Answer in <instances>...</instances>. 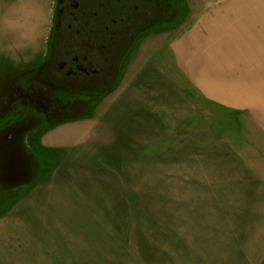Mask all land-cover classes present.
<instances>
[{"label": "rangeland", "instance_id": "obj_1", "mask_svg": "<svg viewBox=\"0 0 264 264\" xmlns=\"http://www.w3.org/2000/svg\"><path fill=\"white\" fill-rule=\"evenodd\" d=\"M167 1L173 21L136 39L98 96L41 88L42 51L12 74L0 58V264L264 257V114L200 94L172 52L197 0ZM55 16V0H0V20L26 23L31 42ZM77 118L93 124L77 146L38 145L64 143L50 128Z\"/></svg>", "mask_w": 264, "mask_h": 264}, {"label": "crops", "instance_id": "obj_2", "mask_svg": "<svg viewBox=\"0 0 264 264\" xmlns=\"http://www.w3.org/2000/svg\"><path fill=\"white\" fill-rule=\"evenodd\" d=\"M194 5L198 15L184 23L187 26L172 44L177 64L206 100L234 112L254 109L263 115L264 0H197L191 6ZM0 26V58L11 74L39 60L37 56L44 53L50 31L46 34L42 29L41 35L38 33L31 42L26 23L11 25L2 18ZM29 52L33 57H29ZM88 120L57 123L50 131H61L66 141L50 143L41 141V136L38 145L75 147L93 125ZM45 153L46 157L50 155L47 158L53 157L52 152ZM254 264H264V257Z\"/></svg>", "mask_w": 264, "mask_h": 264}, {"label": "flooded vegetation", "instance_id": "obj_3", "mask_svg": "<svg viewBox=\"0 0 264 264\" xmlns=\"http://www.w3.org/2000/svg\"><path fill=\"white\" fill-rule=\"evenodd\" d=\"M169 3L167 0H55L56 16L49 43L32 77L48 92L60 89L73 93L77 99L82 92H87L86 96H98L116 81L135 40L173 21L176 12L172 7L168 9ZM13 93L15 98L21 97L17 91ZM44 112L46 120L49 119L51 113Z\"/></svg>", "mask_w": 264, "mask_h": 264}, {"label": "trees", "instance_id": "obj_4", "mask_svg": "<svg viewBox=\"0 0 264 264\" xmlns=\"http://www.w3.org/2000/svg\"><path fill=\"white\" fill-rule=\"evenodd\" d=\"M48 173V172H47Z\"/></svg>", "mask_w": 264, "mask_h": 264}]
</instances>
